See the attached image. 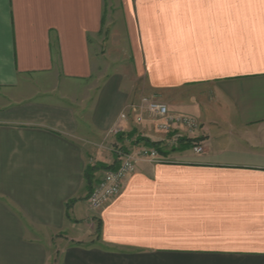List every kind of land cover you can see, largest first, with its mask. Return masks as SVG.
<instances>
[{"label":"crops","instance_id":"crops-1","mask_svg":"<svg viewBox=\"0 0 264 264\" xmlns=\"http://www.w3.org/2000/svg\"><path fill=\"white\" fill-rule=\"evenodd\" d=\"M110 1L0 0V264H264V0H116L103 54ZM143 92L203 152L137 164L94 213L84 173L117 167L114 128L168 138L118 122Z\"/></svg>","mask_w":264,"mask_h":264},{"label":"built area","instance_id":"built-area-1","mask_svg":"<svg viewBox=\"0 0 264 264\" xmlns=\"http://www.w3.org/2000/svg\"><path fill=\"white\" fill-rule=\"evenodd\" d=\"M118 122L128 123L134 127L146 126L157 134L176 138L191 137L200 128L199 122L192 116L170 111L167 104L161 102L155 95L140 96L131 102L119 114ZM122 127L112 131L115 136L123 134ZM126 151L114 150L117 167L105 171L101 178L95 182L87 196V204L92 212H100L122 189L125 180L135 173L137 164H164L169 160L161 155L155 148H147L143 144L131 145ZM196 144L191 150L200 155L203 150Z\"/></svg>","mask_w":264,"mask_h":264},{"label":"rangeland","instance_id":"rangeland-1","mask_svg":"<svg viewBox=\"0 0 264 264\" xmlns=\"http://www.w3.org/2000/svg\"><path fill=\"white\" fill-rule=\"evenodd\" d=\"M110 2L104 3V22H103V29L101 30L102 31V34H101L102 40L100 39L101 45H99L101 50L103 51V54L112 53V52L116 53L115 52L116 49L122 48L123 43L121 41L124 39V32L122 30L123 25H122L119 5H117L118 3L116 2V0L111 2V3ZM120 54H121V56H123L122 53H120ZM95 85H96V83L95 84L93 83L90 86L89 90H94ZM139 87H140V84H139ZM80 88L82 90H84L83 86ZM59 89L62 90V86ZM70 90H73V88H71ZM77 92H79V91H77ZM140 95L141 96H151L154 94L143 92ZM160 100H161V102H164L165 104L168 105L167 99L164 96H160ZM180 111H182V110H180ZM192 135H191V137L189 136V137H184V138L183 137L162 138L163 140H161V142H159V143L161 145H163L162 149L165 151L166 155L176 153V152H178L177 150H181V148H182L181 151H183V152L187 151L188 152V151H191V149L196 144H198V141L195 140L194 138H192ZM115 138H117V137H115ZM124 140H127L125 138V134H124V136H122L121 138H118V140H116L118 142V144L117 143L113 144V147H112L113 151L117 150V149H122L125 143L128 144ZM183 140H186V143H183L182 142ZM124 148H125V146H124ZM89 163L90 164L88 166H90V167H94V166L99 167V165L108 166L102 162H89ZM99 172H100V174L103 175L105 171L98 170V171H96L95 174H98Z\"/></svg>","mask_w":264,"mask_h":264},{"label":"trees","instance_id":"trees-1","mask_svg":"<svg viewBox=\"0 0 264 264\" xmlns=\"http://www.w3.org/2000/svg\"><path fill=\"white\" fill-rule=\"evenodd\" d=\"M122 136H124V134L117 135L116 140H118V138H121ZM125 138L127 139L126 141H130L131 145L143 144L147 148L148 147L149 148H155L157 150V152H159L161 155H166L165 151L160 147L161 146L160 143H154V142L147 140L146 138L141 137L135 129L132 130L130 133L125 134ZM182 142L186 143V140H183ZM122 150L126 151V148H124V146H123ZM181 150H182V148H181ZM181 150H177V151L183 152ZM114 157L116 158L115 155H114ZM111 169L114 170L115 168H112V166H103V165H99V167L98 166H94V167L87 166L85 173H84V180H85L86 189H87L86 192L90 193L93 184L98 181V180L94 179L96 171H98V170L108 171Z\"/></svg>","mask_w":264,"mask_h":264}]
</instances>
